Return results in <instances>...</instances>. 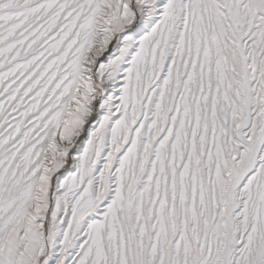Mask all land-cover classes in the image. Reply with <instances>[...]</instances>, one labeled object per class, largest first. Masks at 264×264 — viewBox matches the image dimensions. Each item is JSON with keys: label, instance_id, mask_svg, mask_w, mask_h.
Returning <instances> with one entry per match:
<instances>
[{"label": "snow or ice", "instance_id": "6c2138e0", "mask_svg": "<svg viewBox=\"0 0 264 264\" xmlns=\"http://www.w3.org/2000/svg\"><path fill=\"white\" fill-rule=\"evenodd\" d=\"M0 264H264V0H0Z\"/></svg>", "mask_w": 264, "mask_h": 264}]
</instances>
